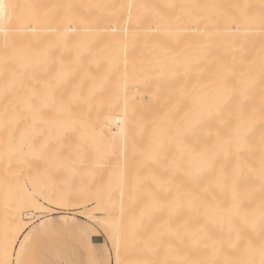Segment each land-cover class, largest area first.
<instances>
[{
	"label": "bare ground",
	"instance_id": "1",
	"mask_svg": "<svg viewBox=\"0 0 264 264\" xmlns=\"http://www.w3.org/2000/svg\"><path fill=\"white\" fill-rule=\"evenodd\" d=\"M52 130L97 145L58 157L66 168L116 169L119 186L129 174L145 189L169 161L172 248L156 237L146 252L139 224L128 260L115 237L112 262L106 251L95 264H264V0H0V260L9 264L31 231L22 222L35 195L66 202L32 175L34 161L54 158L35 147ZM136 160L161 168L126 178Z\"/></svg>",
	"mask_w": 264,
	"mask_h": 264
},
{
	"label": "rangeland",
	"instance_id": "2",
	"mask_svg": "<svg viewBox=\"0 0 264 264\" xmlns=\"http://www.w3.org/2000/svg\"><path fill=\"white\" fill-rule=\"evenodd\" d=\"M52 131L54 132L52 133V135H44L43 137L42 136L38 137L40 141L36 143L35 147L41 148L43 146L46 150V153L53 155L54 158L51 160H47L46 158L45 159L43 158V161L40 160L34 161L31 164L32 175L35 178L42 180V183H40L39 185V189L43 191L50 190L53 193L60 195V197H62L63 199H65L66 202L69 203H66L64 201L58 202V204L57 203L54 204L50 202L44 203L37 195H35V198L37 199L38 202L36 206L29 211L27 215L28 218L24 217L22 222V224H24L25 226L27 225L29 229H31V231L27 235V238L25 240L26 242L23 245V249L19 255L17 262H20V264H95V262H97V257L102 258V256H104L106 251L108 256L110 257L109 262H112L115 237L119 239L120 242L119 248L123 252V258L126 261L128 260V256H129L128 253L129 230H131L132 228H136L139 224L144 225L143 236L148 238L145 247L146 252L149 249H152L153 245L156 244L154 243L156 241V237H157L156 242L161 240L160 243L163 244V242L167 241L166 242L167 249L170 250L171 247L170 244L172 240H174L172 238H169L171 237L172 234L171 228L175 232L176 226L173 224H176L178 219L175 216H173L170 206L168 205L169 204L168 202H170V195H171V193L169 192H171V190L169 191L167 190L168 192L165 190L166 189L165 187H167L168 184H169L168 186H170V182H171V179H169V177L171 176H168V173L170 172V168L168 165L169 161L166 159L167 167L161 166L162 167L161 168L159 166L157 168L155 164L156 168L154 169L155 167L154 165H152L154 167H152L151 165H150L151 167L149 166L150 169L153 168L154 170L156 169L158 170L161 168L162 171H160L161 169L158 170L160 173L165 171L166 168L167 173L165 171V173L159 175L160 173L157 172L158 176H160L161 179L164 176H166V178L164 177V181L162 182L163 179L161 180L157 176L156 178H158L159 181L156 178L154 180L153 176H155L156 171L149 169L151 172L154 171L152 172L154 173V175L153 174L151 176L149 175L150 178L153 177L152 181L153 180L154 181L152 183L151 181H149L150 182L149 183L148 180L150 179L146 180L145 182L142 180L143 181L142 184L144 185L150 184V186L152 187L154 185V182L157 181L155 184L157 186H153L151 188L148 185L146 187L147 189L141 187V184L138 182V180L136 181L138 184H140L139 189L137 188L138 185L137 183H136L137 189L135 188V186H132L133 182L135 183V181L132 180L133 179L132 176L129 175L128 173L132 174L134 178L136 177V175L138 176L136 178H139L138 174L142 175L143 171L146 168H147L146 170H148L149 164L147 163L143 165V161H141L142 163H140V161L138 160V162L140 163L139 165L140 167H139L138 166L139 163L136 160L134 162L137 163L133 164L135 165V167L134 166H132V168L129 167L130 170H128V168H126L128 167L127 164H129V166L132 164H130L131 160L130 163L128 162L129 160L126 161L127 163L126 166L124 167L126 169L124 170V172L125 171L127 172V170L129 172L127 173L125 172L124 174L125 175L128 174L129 179L132 180V182L129 179H127L125 180L126 183H124L125 185L127 184V186H122L121 183H123L124 180L122 181V179L121 180L120 178L118 179L119 175L117 174L118 172L116 169L111 170L108 167L97 168V169L88 168L86 170L80 167L76 169L66 168L64 163L62 162L63 159L60 160V158H65V156L75 154V152L78 151L83 152L82 150L85 151L87 149L96 148L97 145L95 143L81 141V139L75 135L69 136L67 134H64L66 132L56 131V130H52ZM58 157L60 158L57 159ZM159 161H161V159L155 162H159ZM108 163L111 162L108 161ZM141 168H143L142 173H140ZM134 170L135 172L137 170V172L135 173ZM128 176L126 175L125 177L128 178ZM166 179H169L170 181ZM119 180L121 181L120 186L118 184ZM129 182H131L132 184ZM128 183L132 188H128L129 186ZM164 183H166L167 185L166 184L164 185ZM159 184L161 186H158ZM154 187L156 188L158 187V189L159 187L160 188L162 187V189H159L160 190L159 193L161 195V198L165 199V201L164 200L162 201V199L160 200V198H158L160 197L158 193V189L152 190ZM141 188L144 189V191L148 190V192L153 193V195L150 193L152 195L151 196L148 193L150 197H147L146 195H145L146 197L145 196L143 197V195H141L142 193L139 194V192L137 191V190H142ZM167 194H169V196ZM154 197L156 198L153 201ZM165 197H167L168 201H166L167 199ZM146 198L152 199L153 203L152 202L150 203V200L149 199L146 200ZM89 199H92V202L90 201L87 202ZM156 199L162 203H156L155 201ZM82 204L85 205L84 209L82 207L77 208L78 205L81 206ZM166 206L167 207L169 206L168 207V209H170L169 214L167 213L168 211H162L166 208ZM161 207H164V209L158 211L157 209ZM103 209H107L111 211L109 213L110 217L107 221H105L104 219ZM82 212H85V215L88 216L90 219L89 220L82 219L81 218ZM151 213L152 214L154 213L155 215L154 214L152 215ZM165 213L166 215L167 214L168 215L165 216ZM163 215L165 217H163ZM168 216L170 218H168ZM55 217L57 220L55 219ZM64 217L76 218L77 225L79 228H74V227L71 228L67 224L60 222L62 221V219H64ZM166 220L168 221V224L166 223ZM156 221L157 224L155 223ZM159 221L161 222V225L159 224L160 223ZM163 222L166 225L163 224ZM41 223L43 224L42 227H40L42 225ZM159 225L164 229L160 228ZM168 225L170 226V228ZM18 228L19 226L15 227V229ZM160 230L163 233H165V231L167 230L169 231L166 232L167 238H164L165 234L159 232ZM87 237L90 238L91 241H88ZM174 238L176 237L174 236ZM17 262L13 261L12 264H17Z\"/></svg>",
	"mask_w": 264,
	"mask_h": 264
},
{
	"label": "snow or ice",
	"instance_id": "3",
	"mask_svg": "<svg viewBox=\"0 0 264 264\" xmlns=\"http://www.w3.org/2000/svg\"><path fill=\"white\" fill-rule=\"evenodd\" d=\"M0 264H9V261H7V260H0ZM17 264H20V262H17Z\"/></svg>",
	"mask_w": 264,
	"mask_h": 264
}]
</instances>
